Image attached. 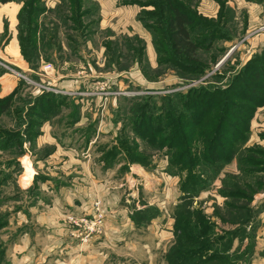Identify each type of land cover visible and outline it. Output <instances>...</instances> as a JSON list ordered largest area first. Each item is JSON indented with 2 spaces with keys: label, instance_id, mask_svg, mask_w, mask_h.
I'll list each match as a JSON object with an SVG mask.
<instances>
[{
  "label": "rangeland",
  "instance_id": "374dc122",
  "mask_svg": "<svg viewBox=\"0 0 264 264\" xmlns=\"http://www.w3.org/2000/svg\"><path fill=\"white\" fill-rule=\"evenodd\" d=\"M194 1V7L202 15L217 17L220 0ZM225 1L226 18L240 37L226 43L228 47L234 45L231 53L212 72L190 85L182 84L176 73L158 65L151 33L135 19L141 8L121 5L119 0H83L82 10L91 13L78 19L87 28L72 31L71 27L65 29L59 24L56 31L60 52L54 55V62L41 60L37 71L27 62V71L9 65L4 61L6 56L0 53V69L15 70L26 76L25 80L15 75L19 82H25L26 91L35 95L41 90L68 93L82 104L80 122L68 127L69 131L54 125L51 133L56 141L39 144V136L36 151L22 155L21 165L6 169L12 178L2 187L4 201L0 212L7 214L8 224L0 231V243L5 250L0 264H166L164 254L173 240L172 212L181 195L179 177L165 173L167 161L161 155H155L158 163L153 170L145 169L140 163L127 165L123 172L120 169L124 163L104 168L98 149L117 140L123 127L120 113L125 112L124 108L128 113L129 107L124 96L186 91L208 80L227 60L231 64H245L264 47V0ZM25 2L17 0L11 8L6 6L0 12L16 18L19 24L18 16ZM45 4L48 10L62 7V15H74L70 3L45 0ZM45 17L46 23L55 20V14L48 12L40 20L44 21ZM11 21L4 18L1 45L13 37L8 31ZM15 28L14 38L18 39V26ZM128 42L144 47L138 63L131 59ZM8 50L12 56H19L15 43ZM46 63L53 65V72H43ZM8 120L6 117L2 122ZM47 123L52 126L51 122ZM90 126L95 129L84 148ZM61 129L66 135L57 137L54 133ZM248 136L247 146L264 150V107L253 117ZM135 143L143 147L140 139ZM7 157L1 160L10 159ZM260 160L264 162V156ZM4 166L3 162L5 172ZM225 172L238 174L237 162L227 165L221 176ZM252 177L249 182L263 180L264 173ZM220 184L218 180L212 190L194 201V206L201 207L212 218L224 203V198L216 192ZM37 188L39 195L34 193ZM253 205L259 213L255 252L249 264H264V189L254 194ZM135 209H146L156 215L141 220L144 223L138 228L131 218Z\"/></svg>",
  "mask_w": 264,
  "mask_h": 264
},
{
  "label": "trees",
  "instance_id": "16d2710c",
  "mask_svg": "<svg viewBox=\"0 0 264 264\" xmlns=\"http://www.w3.org/2000/svg\"><path fill=\"white\" fill-rule=\"evenodd\" d=\"M82 1L60 0L71 4L74 15L68 17L60 12L62 7L48 10L45 0H26L18 16L17 38L21 54L31 69L39 70L41 60L54 62L61 46L57 42L59 24L65 29L71 27L72 31L87 28L78 19L91 13L82 10ZM119 1L121 5L141 8L136 20L153 37L158 65L176 73L185 85L212 72L234 46L228 47L226 43L240 37L226 18L225 0H220L215 18L196 10L194 0ZM9 2L17 0H0V4ZM46 12L55 14V20L46 23L45 17L41 21ZM128 47L132 50L131 59L138 63L144 47L132 42H128ZM4 72L5 69H0V75ZM24 86L25 82L20 80L12 93L0 97V206L4 201L2 187L12 178L6 169L21 165L22 155L36 151L43 125L51 122L52 127L59 124L69 131L68 127H74L82 118V104L77 103V97L42 90L35 95ZM124 101L129 107L128 113L126 108L120 113L123 127L115 143L98 149L100 161L104 168L126 164L121 172L131 163L153 170L158 163L155 155H161L167 161L165 173L179 177L181 195L172 212L173 240L164 254L166 264H241L242 261L249 264L255 252L259 213L253 205L254 194L264 189V178L253 182L249 179L264 173V162L260 160L264 150L247 146V141L252 119L264 107V47L245 64H231L227 60L208 80L186 91L124 96ZM6 117L10 122H2ZM93 128L90 126V133L85 136L84 148ZM63 129L54 134L66 135ZM138 139L143 141V149L135 143ZM6 155L9 161H2ZM234 161L238 174L225 172L221 176ZM3 162L7 173L2 169ZM218 180L221 184L216 192L224 198V203L212 218L201 207L194 206V201L212 190ZM34 193L39 195L38 188ZM146 209H135L131 214L138 228L144 223L141 220L156 215ZM7 224V214L0 212V231ZM2 246L0 243V263L5 253Z\"/></svg>",
  "mask_w": 264,
  "mask_h": 264
},
{
  "label": "crops",
  "instance_id": "0c3cea01",
  "mask_svg": "<svg viewBox=\"0 0 264 264\" xmlns=\"http://www.w3.org/2000/svg\"><path fill=\"white\" fill-rule=\"evenodd\" d=\"M12 3H14V2L1 4L0 9H3L6 6L11 8ZM12 11H15V8H12ZM6 15H7L6 13L0 12V32L3 31V28H4V18H7L9 21L13 20L12 24H14L15 27L17 25L16 18L12 19L13 17H11L10 15H8V17H7ZM13 15H16V14H13ZM12 24H10V28L8 31L10 34H12L13 37L11 38V40L8 43H5V41H4V43L2 45L0 44V53H3L6 56V59H4V61L6 63H9V65L10 64L15 65V66L21 68L22 70L27 71L28 68H26V64H25L26 61L24 60L23 56L21 55L18 39L14 38V37H16L17 30ZM14 40H16V42H14ZM12 43H15V45L17 47V50L19 52L18 57L12 56L8 50V48L12 45ZM15 75H16L15 73L13 74V72L8 71V70L6 72H4L2 75H0V97H4V96L9 95L18 86L19 79ZM47 124H49V123H47ZM51 128H52V126L50 124L44 125L43 134H42V136L40 135V137L38 138L39 144L40 143L43 144L47 141H49V142L56 141V138L51 133V130H52Z\"/></svg>",
  "mask_w": 264,
  "mask_h": 264
},
{
  "label": "built area",
  "instance_id": "2783aa9c",
  "mask_svg": "<svg viewBox=\"0 0 264 264\" xmlns=\"http://www.w3.org/2000/svg\"><path fill=\"white\" fill-rule=\"evenodd\" d=\"M5 66H6V65H5ZM42 70H43V72H45V73L48 74L49 72H53V71H54V68H53V65H52V64H50V63H46V64H44V65L42 66ZM11 72H13V73H15L16 75H18V76L24 78L25 80L27 79L26 76L20 74L19 72L15 71V70H12ZM28 81H29V80H28ZM57 92H58V91H57Z\"/></svg>",
  "mask_w": 264,
  "mask_h": 264
},
{
  "label": "water",
  "instance_id": "95a60500",
  "mask_svg": "<svg viewBox=\"0 0 264 264\" xmlns=\"http://www.w3.org/2000/svg\"><path fill=\"white\" fill-rule=\"evenodd\" d=\"M229 52H230V51H229ZM230 53H231V52H230ZM230 53H229V54H230ZM229 54H227V55H229ZM224 60H225V58L220 62V64H221Z\"/></svg>",
  "mask_w": 264,
  "mask_h": 264
}]
</instances>
